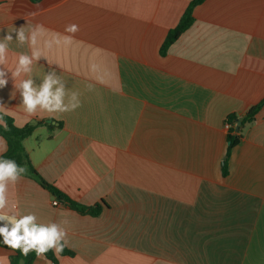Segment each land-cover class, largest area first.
<instances>
[{"label": "crops", "instance_id": "crops-1", "mask_svg": "<svg viewBox=\"0 0 264 264\" xmlns=\"http://www.w3.org/2000/svg\"><path fill=\"white\" fill-rule=\"evenodd\" d=\"M191 1L0 0V38L23 17L55 33L80 28L49 59L81 93V108L28 117L19 93L11 98L12 81L0 89L16 127L61 124L24 141L34 170L79 205L102 206L98 216L53 206L50 191L26 176L10 188L21 211L68 221L74 256L57 264H264V106L222 174L227 117L240 120L264 101V0H204L162 55ZM27 50L14 40L9 66ZM47 69L42 58L37 82ZM12 254L0 246V264Z\"/></svg>", "mask_w": 264, "mask_h": 264}, {"label": "clouds", "instance_id": "clouds-1", "mask_svg": "<svg viewBox=\"0 0 264 264\" xmlns=\"http://www.w3.org/2000/svg\"><path fill=\"white\" fill-rule=\"evenodd\" d=\"M37 14L30 12L26 15L34 18ZM23 18L26 24L13 27L0 38V89L11 80L14 90L11 98L14 99L19 93V105L28 117L46 113L49 117L59 118L62 114L75 112L82 107L81 93L68 88L67 81L57 71V68L62 69V65L50 60L49 53L55 48L71 46L80 31L79 25L70 23L65 25L64 33H55L43 24H31ZM14 40L17 46H26L28 50L16 54L9 66L10 45ZM42 58L47 61L48 69L37 82L34 67L39 65ZM99 70L97 63L89 64L90 72L97 73ZM93 90V85H88V91ZM8 114L5 104L0 101V127L5 131L8 125L4 116ZM3 151H6V147L0 153ZM26 173V166L0 154V242L13 253L19 252L22 257L27 258L35 253L37 261L51 264L47 253L51 251L59 257L69 246L68 221H44L35 211H21L18 202L10 200V188L18 185Z\"/></svg>", "mask_w": 264, "mask_h": 264}, {"label": "trees", "instance_id": "trees-1", "mask_svg": "<svg viewBox=\"0 0 264 264\" xmlns=\"http://www.w3.org/2000/svg\"><path fill=\"white\" fill-rule=\"evenodd\" d=\"M32 2L38 3L39 0H31ZM204 0H192L184 15H182L179 23L174 29H171L168 32L167 37H165L162 46H161V54L164 55L166 53L167 48L173 44L178 37H180L191 25L192 23V11L193 8L197 5H200ZM264 106V101L258 103L257 105L253 106L251 109H249L246 114L245 118L242 121L241 125L238 126V118L231 114L227 117L226 123L231 125V128L227 132V139L229 142L227 154L225 156L223 166H222V174L223 176H227L228 174V157L229 154H231V151L235 145H237L241 139L242 129L247 124H252L255 118V115L259 111V109ZM4 120L7 122L8 130L5 131L3 127H0V137H2L6 142V151L2 153V155L6 158H12L16 160V162L20 165L26 166L27 173L25 174L26 177H29L30 179L36 181L38 184H40L43 188L50 191L51 196L55 198L57 201L67 205L68 207L72 208L74 211H77L80 214L86 215H94L98 216L101 212L102 206L100 205H94L92 207H86L81 206L78 203L74 202V200L70 199L67 195L63 194L60 190H58L56 187L52 186L51 184L47 183L34 169L33 165L30 162L29 156L27 152L25 151L23 145L24 141L33 134L34 130L39 126H46L50 131L53 129H59L61 128V124L58 125V127H54L51 125V123L48 122H37L34 124H29L24 127L18 128L13 124V119L8 117V115L4 116ZM104 205V204H103ZM105 206V205H104ZM2 240V238H0ZM0 246L3 247V249H8L5 245H3L2 242H0ZM64 256H71L73 257L74 254L72 251L68 249H64V251L59 255V257ZM47 259L52 264H57L58 257L53 254V252L49 251L47 253ZM9 260V264H32L34 260H36L35 253H31L27 258L22 257L19 252L13 253Z\"/></svg>", "mask_w": 264, "mask_h": 264}, {"label": "built area", "instance_id": "built-area-1", "mask_svg": "<svg viewBox=\"0 0 264 264\" xmlns=\"http://www.w3.org/2000/svg\"><path fill=\"white\" fill-rule=\"evenodd\" d=\"M225 127H226L227 130H229L231 128V125L228 124V123H226L225 124ZM52 204H53V206H58L59 205V202L58 201H53Z\"/></svg>", "mask_w": 264, "mask_h": 264}, {"label": "water", "instance_id": "water-1", "mask_svg": "<svg viewBox=\"0 0 264 264\" xmlns=\"http://www.w3.org/2000/svg\"><path fill=\"white\" fill-rule=\"evenodd\" d=\"M244 118H245V117L243 116V117L239 120V122H238V126L241 125V123H242V121L244 120ZM47 122H48V123H51V124H55L54 121H51V120H48Z\"/></svg>", "mask_w": 264, "mask_h": 264}]
</instances>
